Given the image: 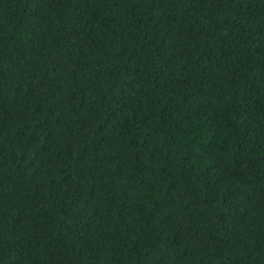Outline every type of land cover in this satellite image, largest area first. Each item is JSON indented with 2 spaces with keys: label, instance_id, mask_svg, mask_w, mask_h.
I'll use <instances>...</instances> for the list:
<instances>
[{
  "label": "trees",
  "instance_id": "1",
  "mask_svg": "<svg viewBox=\"0 0 264 264\" xmlns=\"http://www.w3.org/2000/svg\"><path fill=\"white\" fill-rule=\"evenodd\" d=\"M0 264H264V0H0Z\"/></svg>",
  "mask_w": 264,
  "mask_h": 264
}]
</instances>
